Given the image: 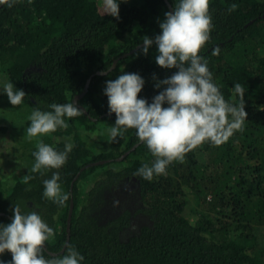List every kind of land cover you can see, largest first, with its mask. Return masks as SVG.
<instances>
[{"label": "trees", "instance_id": "1", "mask_svg": "<svg viewBox=\"0 0 264 264\" xmlns=\"http://www.w3.org/2000/svg\"><path fill=\"white\" fill-rule=\"evenodd\" d=\"M177 3L120 0L118 18L105 14L103 0L0 5V76L25 92L28 116L36 108L49 111L52 103L73 102L82 111L65 117L68 127L53 132L70 136L74 144L59 169H26L6 191L0 168V224L12 221L14 205L23 213L37 212L55 232L43 245L46 259L62 257L71 246L84 256L81 264H264V110L258 108L264 106V0H209L212 28L199 53L226 101L239 104L233 87L243 86L247 119L242 130L220 145L202 143L151 180L136 175L155 158L135 129L99 153L83 138L82 130L116 119L101 92L103 82L122 72L138 73L145 80L138 98L151 103L166 87L155 88L157 81L178 71L157 65L155 44L147 55L140 46L146 37L154 41L165 13ZM50 146L63 151L65 143ZM32 153L30 160L35 159ZM102 160L109 161L84 167ZM118 163L123 164L119 170H104L103 178L82 195V179ZM56 172L62 192L69 194L63 206L43 196V181ZM26 176L31 177L27 183ZM120 187L131 217L107 218L101 191ZM191 198L207 211L194 223L189 220L195 212ZM136 214L141 218L133 221ZM0 260L7 264L12 253L6 250Z\"/></svg>", "mask_w": 264, "mask_h": 264}, {"label": "clouds", "instance_id": "2", "mask_svg": "<svg viewBox=\"0 0 264 264\" xmlns=\"http://www.w3.org/2000/svg\"><path fill=\"white\" fill-rule=\"evenodd\" d=\"M15 3L16 0H0V5L8 7ZM119 4L120 0H103L105 14L118 18ZM159 27L161 32L154 41L149 37L143 40L141 52L147 55L155 44L159 53L155 57L157 65L178 69L154 85L157 89L162 85L166 87L152 98L151 103L138 98L145 84L138 73L122 72L115 80H107L104 88L109 113L116 116L109 129L111 138L116 140L129 129H135L137 139L147 145L155 158L151 165L144 164L136 172L146 180H151L154 174L165 173L171 162L183 160L185 153L206 141L215 145L226 142L234 131L242 130L247 119L243 86L234 83L233 87L241 98L239 104L226 101L213 81L208 60L199 54L212 28L209 0H178L174 11L165 13ZM0 94H6L13 106L22 105L26 95L11 81L3 80H0ZM48 107L49 111L36 108L28 117L31 123L26 132L30 138L67 128L65 117L82 113L73 102L52 103ZM258 108L264 110V106ZM73 147L74 144L69 142L63 151H57L38 142L37 150L32 153L35 158L32 171L42 167L59 169L66 163ZM30 178L26 176L24 182ZM59 180L58 172L44 180L43 196L63 206L69 194L62 192ZM12 213L10 223L0 224V255L6 250L12 253V260L7 264H81L84 260V256L71 246L62 257L46 259L43 245L54 238L53 228L37 212L23 213L19 205H14ZM0 264L6 262L0 260Z\"/></svg>", "mask_w": 264, "mask_h": 264}, {"label": "rangeland", "instance_id": "3", "mask_svg": "<svg viewBox=\"0 0 264 264\" xmlns=\"http://www.w3.org/2000/svg\"><path fill=\"white\" fill-rule=\"evenodd\" d=\"M135 1L140 3V0ZM0 80L8 81L4 76H0ZM105 87L106 82H103L101 92ZM28 117V108L24 103L22 105L13 106L9 102L6 94H0V168L2 188L6 191L7 188H10L14 184L16 177H21L26 169H31L33 167L34 164L32 163L35 159L30 160V153H32L34 149L37 150L36 145L38 142L42 141L45 144L53 145L56 142H63L66 144L72 140L68 135H57L53 132L30 138L26 132L27 127L31 123ZM114 123L115 121H104L98 123L96 129L93 131L82 130L83 138L87 139V145L95 153L107 151L109 149L110 142L112 141L109 129ZM2 128H4V130ZM132 131L133 129H129L122 137L128 136ZM122 165V163L110 164L105 168L98 169L85 179H82L78 184V188L82 192V195L86 196V193L93 187L94 183L103 178L104 170H119ZM123 187L124 186H122V188ZM122 188L120 187L112 191L107 190L104 193L103 190L101 191L102 198L104 199L103 207L108 213L107 218L112 219L115 215L118 216L122 214L131 217L130 214H126V210H129L131 205L128 203L125 196L126 192ZM191 206L195 212L192 211L189 220L191 223H194L200 213L205 214L207 211L198 208L193 198H191ZM132 216H134L133 221L138 217L141 218L139 214ZM133 225H135L134 222Z\"/></svg>", "mask_w": 264, "mask_h": 264}, {"label": "water", "instance_id": "4", "mask_svg": "<svg viewBox=\"0 0 264 264\" xmlns=\"http://www.w3.org/2000/svg\"><path fill=\"white\" fill-rule=\"evenodd\" d=\"M142 45H143V44H141L140 46H142ZM140 46H138V47H140ZM134 50H135V49H134ZM134 50H132V51H130V52H133ZM116 61H117V60L114 61V63L112 64V66L110 67L109 70H112V69L114 68V65H115ZM82 95H83V94H81L80 96H82ZM125 154H127V152H126ZM125 154H124V155H125ZM124 155L121 156L119 159H122V158L124 157ZM107 161H109V160H102V161H97V162L89 163V164L85 165L84 167L103 164L104 162H107ZM84 167H83V168H84ZM78 175H79V174H77V176H75V178L73 179V181H75V179L78 177ZM73 181L71 182V186H72ZM72 209H73V202H72V199H71V200H70V207H69V211H68V218H67V230H69V222H70V219H71Z\"/></svg>", "mask_w": 264, "mask_h": 264}]
</instances>
